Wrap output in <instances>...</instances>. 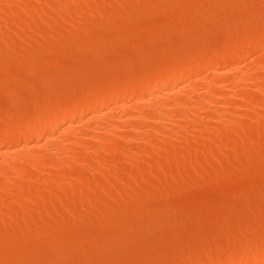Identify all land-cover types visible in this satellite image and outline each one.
<instances>
[{
    "label": "rangeland",
    "instance_id": "374dc122",
    "mask_svg": "<svg viewBox=\"0 0 264 264\" xmlns=\"http://www.w3.org/2000/svg\"><path fill=\"white\" fill-rule=\"evenodd\" d=\"M67 1L69 0H54V2L52 0L50 3L57 5V3L62 4ZM81 1L82 2H80V0H75L78 5L75 4L77 5L76 7L73 6L74 8L69 10L68 13L63 14L55 9L49 11L51 9L48 4L49 0H13V3L9 2V0H3L4 4L9 6V8L8 6L7 8L10 9V11L6 10L7 8L3 2L1 3V6L3 4L4 7L2 6L3 11H0V15L4 18H8L4 19L0 16V21H2L0 24H4L0 26V39L6 43H4L5 45L3 44V46L0 44V47H3V50L0 48V51L2 50L5 56L6 54H11V51H14V55L15 52L18 54L21 53V51L25 53L23 50L28 48L27 46L30 47L32 44L33 46H38L39 44L41 51L45 50V56L47 57L44 61L42 59L41 61H39V59H37L38 61H33L30 56V59L27 56L29 60L25 61V53L23 58H17L23 61L15 60L11 62L12 60H10L11 63L9 64L6 63V60L4 61L6 64L1 62V60L3 61L1 58V126L3 123L5 125V122L14 121V124L12 122H10V124L12 123L11 125L13 126L19 124L18 127H21L20 124H26L27 122L31 123L33 116L36 119L40 117H35V114L44 116L46 112H49L48 110L61 105L63 102L70 104V102L73 103L81 96H86L89 101L95 102L106 93L115 90L123 82L136 81L139 78L152 75L153 73L159 74L165 70H170L172 66L176 65H183L186 67L199 64L213 56L228 52L237 45L236 43H238L241 36L243 37L245 34H250L251 36V38H248V44H244L246 55L242 57L244 58L243 60L231 63L232 65L226 64L227 67H225V71H232L229 72L225 78L232 80L231 78L237 75L246 77L248 74L249 77L252 75L251 77L254 76L253 78H256L261 75L260 78H264V70L260 71L253 64L255 59L264 57L259 47V43L264 37V0H165V2L163 0H113L114 3L111 2V6L109 4H104V7H100V10H97L94 5V3L97 2L96 0H94L92 5L90 3L93 0ZM17 2L23 6L24 4L35 6L37 9L42 7L39 9V16L35 24L37 25L35 28L38 31L34 28H32V32H30L31 29H29V32L27 31L28 29L26 30L27 26L23 24L28 18V20H30V17H27L26 12L21 16L22 6L20 5V10H18L17 6L15 7ZM98 2H101V0H98ZM37 4H40V6ZM46 5L49 10L45 7ZM136 7H138L137 10H132ZM5 11H9L11 15ZM14 11H16V13ZM43 11L48 16L41 15ZM70 12H73L71 13L72 15H70ZM16 17H19L20 20L18 21ZM70 19L71 22H68ZM12 20L13 25H11ZM20 23H22L21 26L17 27ZM14 24H17V26H14ZM51 24L58 28L52 27ZM54 29L57 31L54 32ZM49 35L52 38L57 35V40H60L59 42L56 40L58 44L55 39H53V45L52 43L50 45L48 43V38L50 40ZM67 37L72 43L67 41ZM17 38H20V40L23 39V43L28 42L32 44H22L21 41H18V43ZM12 39L16 42L14 43ZM29 39L34 43L30 42ZM76 39L81 43H78ZM65 41L66 43H70L69 46L68 44L66 45V43L64 44ZM39 42L43 43V45H47L42 47V44ZM4 49L8 52H4ZM28 49H31V47ZM34 50L29 51L34 52ZM34 54L35 53H33L32 56ZM43 56L44 55L41 54V57ZM252 56L255 59L252 58ZM215 65L218 64H214L213 66ZM211 66L212 65L205 66L192 77L180 81V87L178 86L177 89L183 88L184 90L187 89L186 91H190L194 86H209L210 84L213 87L211 83L213 81L211 80L215 77V68ZM222 66L221 64V67ZM246 67L249 69H246ZM260 78L251 81V85L254 87L244 84L241 86H244L245 89H238L239 93H241L243 89L244 92L246 91L245 94L247 96L251 94L250 96L252 98L255 97L254 101L257 99L258 103L262 101L263 104L260 103L261 105L259 104L260 106H257L255 109L257 110L258 108V111L253 110L255 115H257L259 111L261 115H264V110H262L264 109V93L262 94L261 89L259 90L261 94L254 92L255 89H257L256 86H259L261 82L263 83V81H259ZM244 82L248 84L247 79ZM255 83L256 85H253ZM261 85L260 88H264ZM199 91L197 92L201 94ZM160 92V100L168 98L164 91ZM137 93L130 98L131 100L129 102L135 103L151 92L145 90ZM139 95L143 96L140 97ZM250 96H248V98H250ZM229 99L231 100V98L227 96L225 101H230ZM244 101L245 100L242 99L238 106L236 104V112L232 111V114L236 113V115L234 114V120H243L240 124L245 123V127H241L242 125L236 123L237 129L234 127L235 131L233 126L236 124H229L232 126L230 128L227 122L225 123L226 125H222V123H217L218 120H214L216 123L210 122L212 125L214 124L210 127L211 130L212 127L216 125L214 127L216 130L213 129L215 131L213 134V131L209 132L210 129L207 131L208 134L204 133L205 135L207 134L206 136H203V133L198 131L200 129L197 127L189 129L192 131V134L186 129L187 131L185 133H187L188 136L183 135L187 137H185L186 140L182 139L183 136L181 134V138L178 139L179 141L177 143L172 142V145L169 144L170 146L165 145L168 147L163 146L161 150L158 149V152L155 150L151 155H147L149 153H147V151H150V153L153 151L150 145L153 147V142H155L156 139L157 141L162 139V135L157 134V136L152 134L153 132H150L147 136V139L150 141L142 139L141 132L148 128H140L138 130L139 133H134V136L138 135L136 139L132 134L135 140H138L137 138L139 137L141 138V140H138L136 143H134L133 140H131L133 143L127 142V139L125 142L122 140V137H127L131 134L128 129H125L128 133L127 131L121 130L124 135L118 137L121 138L120 141L117 140L116 137H112V135H106L102 130H96L97 136L101 135L102 137L103 135V143L106 142L109 146L107 148L106 144L101 142L106 148V155L104 157L106 161H104L103 165H105L106 162L108 166L101 165L104 168L101 169L103 171L99 169H97L98 171H93L94 168L90 165L93 169L90 171L89 169L91 168L88 167L89 163L101 168L100 164L102 160H99L101 161L100 164L99 161H97L98 165H96L97 163L95 160L101 158L99 155L97 156L96 152H93L95 149L85 151L86 159L83 157V160H85L84 164H82V160L81 163L78 161V163L75 162V165L80 164L79 166L77 165L79 167L77 170L81 174V177L78 176L79 178L72 176L74 173L75 175L79 173L70 171L71 168L69 167L66 169H70V174L64 169L60 171V167L55 169V166L53 168L51 164H60L61 159L58 158V156L55 158L51 156L50 159L52 160L50 161L53 162L48 166H51L52 169H50V167L45 168V172L42 175L43 177L40 175L42 180H39L40 184H38L39 186L43 184L42 187L45 193L42 189H39L40 187L37 185V192L42 191L40 196L39 193L36 192L38 195L35 194V196L37 197L31 196V201H28V199L27 201L25 200V202L20 201V203L18 199L14 197L16 201L13 199L14 202L11 203L10 207L7 206L8 209L4 206L3 208L5 209L2 208L4 211L0 210V234H2V232L13 233L11 232L12 229L8 231L13 225L12 223H14V221L10 220L12 218L15 219V217L17 218L15 219L16 221H18L20 217V219H22L24 217L22 216L24 212L27 213V211H29V218H31V216L35 217V213L37 216V212L41 215L40 217L43 216L40 219L38 216V218L35 217L38 220L36 219L33 223L28 222V225L24 224L21 228L14 224L15 228L17 227L16 232L19 236L16 238L15 235V239L9 242H6L8 240L5 239V242L8 244L2 246V248L0 247V264H209L212 261L211 259L217 257L222 258L225 257V254L228 255L229 253L235 254L238 252V249H241L240 247L243 245L249 246V244L255 246L253 248H256L255 251L257 254L261 253L264 250V136L262 137V132L264 133V118L259 114L261 117L257 118L258 120H252L253 118L250 120L247 119L244 115L247 113L254 114V112H249L248 110V112L245 113L247 105L245 106L244 103L247 104V102ZM192 102L194 103V101ZM121 104L123 103H115L105 109L96 110L95 114L101 119L100 121L98 120V123L101 124L103 122L104 124L102 123L101 126L106 125L107 121H103L102 117L110 110L116 111L119 115H122L123 109ZM115 108H117V110ZM212 108L215 109L213 106L210 107L211 110ZM95 114L94 110L89 111L85 116L82 126L77 129V132L75 131L76 134L74 132L71 134L68 133V138L78 140L79 138L82 139L87 133L95 134L92 128H89L90 124L92 125L97 122L96 119L91 120V117H95ZM102 114L103 116H101ZM208 117L207 113L204 114V112H202L200 114V118H203L202 120H205L204 122H208V119H210ZM247 117H249V114H247ZM246 119L248 121H246ZM167 122L169 121L167 120ZM26 126H28V124ZM154 126L155 124L152 125V127ZM228 126L230 128L228 131L232 129L234 133L232 136L226 129ZM179 127L177 126L175 129L179 131L181 128ZM218 128H224L226 132L222 131V134H220L221 129L218 130ZM182 130L183 127L180 132ZM200 132L202 133L201 135ZM167 133L169 134V131ZM167 133L165 137L163 135L164 138L168 137ZM188 133L193 135L192 137L194 139H192V141L190 140L191 138L188 139ZM225 133H227L229 141L226 139L227 136H224ZM61 134V131L57 133L58 136H61ZM118 134L121 133L118 132ZM196 134L198 135V139L195 137ZM221 135H223L226 140H224ZM132 137L130 136V138ZM229 137L231 138V142ZM108 139L110 144L108 143ZM152 139L155 140L152 141ZM180 139L184 141L182 142ZM111 140L116 142L117 145L120 143L119 147L121 145V147L126 150V154L123 155L125 153L123 152L124 149L118 151L121 147L118 149L114 148L113 145L115 143L113 144ZM162 140L164 142L172 141L170 139V141L168 139H166V141L164 139ZM58 141L59 140L53 141L57 144L56 146L59 145ZM54 143L48 146H50V148L54 147ZM92 144L94 146L97 145V147L101 146V144L98 145L95 141ZM224 144L225 146L229 145L227 147L228 150L224 148ZM126 145L127 147L125 148L124 146ZM232 145L234 147H231ZM238 146H240V149ZM145 147L148 150H146ZM39 148L40 149L37 148L34 151L45 154L43 152L49 149L48 147V149L45 147ZM72 148H74V146ZM75 148L79 147L75 146ZM229 148L231 149L229 150ZM115 149L117 152H122V155H118ZM132 149L135 150L132 151ZM141 150L147 157L142 155L143 153ZM225 152L228 153L227 155L229 157ZM109 154H111L110 157ZM201 154L205 156L204 159L200 156ZM108 157L110 159H107ZM117 157H122V159ZM177 158L180 160V164H182L179 168L175 165V163H178ZM183 159L188 161V163L190 161L191 165L195 164V166H192L193 169H187V166H189L186 164L187 162L184 164L187 166L184 167L183 162L181 163ZM196 159L200 160L197 161H199L201 165L197 164L198 162ZM107 160H110V164ZM191 160H193V162ZM24 166L28 167L26 164ZM175 166L176 169H173ZM72 167L73 170L76 169V167ZM107 167L109 168L106 169ZM46 169L47 171L50 170L49 174L46 172ZM99 171L103 172L101 173L102 176ZM170 171L172 174L174 172V174L171 175ZM62 172L64 173L62 174ZM94 172L99 174L97 175ZM82 173L83 175L85 174L84 177H82ZM175 173L182 174L183 177L178 174V178ZM10 174H8L11 176L10 178L8 175L3 178L0 177V183L3 182V184H5L4 180L8 179L5 182L9 185V189L12 188V191L10 190L11 193H13L15 189L19 190V188L14 189V187H18V185L23 189V185L25 186L27 182L23 180V182L20 183L22 179H18L19 175L15 173H13L14 175ZM169 174L170 176H174L173 178H178V180L174 181L173 178L169 177ZM80 178L86 179L83 181ZM89 178L92 180L90 181ZM58 179L62 180V182ZM87 179L88 181H86ZM168 179L169 181L172 179L174 182L171 180L172 183L170 185ZM11 180L15 182L12 183ZM74 180L76 183L82 180L90 186L87 188L85 184L86 188H84L82 187L83 182H80L77 185L75 184L76 187L73 188L72 185L75 183ZM41 181L44 183H41ZM96 182L100 185L98 186L96 184L97 189L95 187ZM15 183H18L17 186H12ZM107 183H110L111 187ZM163 185H165V189ZM78 186L81 188H78ZM71 187L73 190L76 189V191H73L74 196L70 198L66 193L71 192ZM106 187L109 189L108 191ZM55 188L57 190H55ZM105 188L106 190H104ZM124 190H126L127 193L123 192ZM75 192H78L77 197L78 195L80 197V194L81 196L84 194L85 198H79L80 200L82 198L81 201L77 198L82 205H80L79 201L77 203L79 206L84 207L83 210L81 209L82 207L79 208L77 206L76 199H74L76 195ZM124 193L125 196H123ZM54 194L57 196L62 195L61 201L59 196L60 203L57 199L53 200L55 199L52 197ZM85 194H87L88 200ZM96 194L97 196L95 197ZM71 195L72 194H70V196ZM119 196H121V198H119ZM97 197H99L98 199L101 203H99V201L98 203L96 202ZM102 198L103 201H101ZM85 199L87 200L86 203H82L85 202ZM54 201L56 205L53 207L55 208V206L58 205L56 211L51 210V213L47 212V214L46 211H50V208L54 209L50 207V205H53ZM47 202L50 203L48 204ZM43 205L44 207H42ZM75 209L80 212V216ZM72 211H76L79 217ZM66 212L71 216H68ZM30 214L32 215L30 216ZM25 217L28 218L27 215ZM25 217L24 223L26 222ZM28 221L31 222V219ZM22 222L23 221L19 222V225H21ZM3 226L6 228L5 231L3 230ZM245 253L247 252L245 251Z\"/></svg>",
    "mask_w": 264,
    "mask_h": 264
},
{
    "label": "bare ground",
    "instance_id": "6f19581e",
    "mask_svg": "<svg viewBox=\"0 0 264 264\" xmlns=\"http://www.w3.org/2000/svg\"><path fill=\"white\" fill-rule=\"evenodd\" d=\"M7 1V0H6ZM15 1H17V0H15ZM25 1H27V0H25ZM56 1V0H55ZM66 1V0H65ZM78 1V0H77ZM90 1H92V0H90ZM97 2H95L94 3V0L90 3L91 5H92V3H94V5H95V7L97 8V10H100V7H104V4H109L110 6H111V2H113V0H101V2H98V0H96ZM164 2H165V0H163ZM3 2V0H0V11L3 9L2 8V6H3V4H4V2H3V4H2V6H1V3ZM9 2H11V3H13V0L11 1V0H9ZM36 2V1H35ZM50 2H52V0H49V2H48V4L50 5V10H49V8H48V6L46 5L45 7L49 10V11H52V10H57V11H59V13H61V14H63V13H68L69 12V10H71L72 8H74L73 6H77L78 4L75 2V0H69V1H67V2H65V3H62V4H58L57 3V5L56 4H51ZM53 2H54V0H53ZM61 2H63V1H61ZM80 2H82L81 0H80ZM84 3H86L85 1H83ZM168 2V1H167ZM223 2V1H222ZM6 3V2H5ZM114 3V2H113ZM203 3V2H202ZM228 3V2H227ZM7 4H8V2H7ZM18 2H17V4L15 5V7L17 6V8H18V10H20L19 8H20V5L21 4H19V6H18ZM75 4H77V5H75ZM88 4V3H87ZM150 4V3H149ZM5 5V4H4ZM14 5V4H13ZM13 5H11V6H13ZM37 5H39L40 6V4H37ZM91 5H89V6H91ZM147 5V4H146ZM171 5V4H170ZM235 5V4H234ZM6 6V8H7V6L8 5H5ZM22 7H21V9L23 10H21V16H23L24 14H25V12L27 13V17L29 16L30 17V20H28L27 18V20H26V22L23 24L24 26H27V28H26V30L29 32V29H31V31L30 32H32V28H34L36 31H38L35 27H37V25H35L36 24V22H37V18H38V16H39V9H41L42 7H40L39 9H37L35 6H31V5H25L24 4V6L23 5H21ZM43 6V5H42ZM82 6H84V5H82ZM4 7V6H3ZM44 7V8H45ZM5 8V9H6ZM8 8H9V6H8ZM6 9V10H9L10 11V9ZM78 8V7H77ZM140 8V7H139ZM46 9V10H47ZM82 9V8H81ZM117 9V8H116ZM137 10L138 9V7H136V8H134V9H132V10ZM74 10V9H73ZM79 10V9H78ZM3 11V10H2ZM9 11H5V12H7V13H9ZM86 11H88V10H86ZM95 11H96V9H95ZM4 12V13H5ZM15 13H16V11H14ZM24 12V13H23ZM47 12V11H46ZM84 12V11H83ZM90 12V11H89ZM92 12V11H91ZM93 12H94V10H93ZM98 12V11H97ZM201 12V11H200ZM41 13H42V10H41ZM48 13V12H47ZM71 13H73V12H70V15H72ZM81 13V12H80ZM88 13V12H87ZM96 13V12H95ZM94 13V14H95ZM142 13V12H141ZM10 14V13H9ZM92 14V13H91ZM91 14H89V15H91ZM11 15V14H10ZM16 15V14H15ZM41 15H45V16H48L44 11H43V14H41ZM50 15V14H49ZM1 17H3L2 15H0ZM18 16V15H17ZM4 18V17H3ZM6 18V17H5ZM4 18V19H5ZM8 18V17H7ZM6 18V19H7ZM11 18V17H10ZM17 18V17H16ZM16 18H15V20H16ZM24 18V17H23ZM41 18V17H40ZM63 18H64V16H63ZM4 19H1V20H3V21H5ZM47 19V18H46ZM59 19V18H58ZM17 20L19 21L20 19H19V17L17 18ZM39 20V19H38ZM50 20V19H49ZM108 20V19H107ZM40 21H41V19H40ZM93 21V20H92ZM0 22H2V21H0ZM12 22H13V20L11 21V25H13L12 24ZM53 22V21H52ZM68 22H71V19L70 20H68ZM90 22V21H89ZM96 22V21H95ZM16 23H18V22H16ZM91 23V22H90ZM21 24L22 23H20L18 26H17V24L15 25L14 24V26H17V27H19V26H21ZM71 24V23H70ZM92 24V23H91ZM2 25V23L0 24V26ZM4 25V24H3ZM2 25V26H3ZM52 25V24H51ZM66 25H68V24H66ZM72 27H74L73 25H71ZM6 27V26H5ZM52 27H55L54 25H52ZM52 27H50V28H52ZM21 28H23V27H21ZM55 28H58V27H55ZM33 29V30H34ZM67 29V28H66ZM69 29V28H68ZM94 29V28H93ZM20 30V29H19ZM25 30V29H24ZM55 31H57V30H55L54 29V32ZM69 31V30H68ZM250 31V30H249ZM23 33V32H22ZM50 33V32H49ZM52 33V32H51ZM12 34V33H11ZM20 34V33H19ZM66 34V33H65ZM64 35V34H63ZM53 36V35H52ZM68 36V35H67ZM1 37V36H0ZM6 37V36H5ZM49 37H50V35H49ZM56 37H57V35H56ZM56 37H50V40H49V38H48V43L51 45V43H52V45H53V39H55V41L57 40V38ZM244 37V38H243ZM243 37L241 36V38L239 39V41H240V43H239V41H238V43H236L237 45H235L233 48H231V50H229L228 52H226V53H224V54H220V55H216V56H213V57H211V58H209L208 60H206V61H203V62H201V63H199V64H195V65H191V66H183V65H181V66H178V65H176V66H172V68L170 69V70H168V71H163V72H160L159 74H157V73H153L152 75H147V76H144V77H142V78H139V79H137L136 81H126V82H123V83H121L120 84V86L119 87H117L115 90H113V91H111V92H108V93H106L105 95H103L101 98H99V100H97V101H95V102H91V101H89L88 100V98L86 97V96H81L79 99H77L76 101H74L73 103H71L70 102V104H68V103H65V102H63L61 105H59V106H57V107H55V108H52L51 110H48L49 112H46V114L44 115V116H41L40 114H35V117L37 116H40L39 118H34V116H33V118H32V121H31V123L29 122H27L26 124H20L21 125V127H18V125H11L14 121H8V122H5V125H4V123L2 124V126L0 125V177L1 178H3V177H6L8 174H10V172H11V174L10 175H12L13 173H15V174H17V175H19L18 176V179L20 180V178L22 179V181H20V183L21 182H23V180H24V182L26 181L27 182V184L24 186L23 185V189L18 185V187H14V189L15 188H19V190H14L15 191V193H14V191H13V193H11L10 192V190L12 191V188H10L9 189V185L5 182V181H7L8 179H6V180H4V183L5 184H3V182L2 183H0V210L1 211H4V210H2V208L5 206V207H10V205H11V203L12 202H14V200L16 201V199H18V202L20 203V201H22V202H25V200L27 201L28 199V201H31L30 200V197L31 196H35V194H37V193H39V196H40V194L42 193V191L44 192V190H43V187H42V185H38V184H40L39 183V180H42L41 178H40V175H41V177H43L42 175H43V173L45 172V168L47 167V168H49L50 167V169H52L51 168V166H48L49 164H51L53 161H50V160H52V159H50V157L52 156V157H57L58 156V158H60L61 159V162L60 161H58V162H60V164L58 163H53V164H51L52 166H53V168L55 167V169H57L58 167H60L59 169H60V171L62 170V169H64V170H66L68 173L70 172V171H75V172H77V173H79V171L77 170L79 167V165L78 164H76L75 165V162L76 163H81V160H82V164H84V162H85V160H83V157H85L86 156V153H85V151H89L90 149H95V151H93V152H96V154H97V156L99 155L100 156V158L101 159H98L97 158V160H95V162L97 163L96 165H98V162L97 161H99V160H102V163H101V161H99V164H100V166L101 165H103V163H104V161H106V160H104V159H106V158H104L105 157V151H106V148H105V146L103 145L104 143L106 144V142H104L103 143V140L102 139H104L103 138V135H102V137H101V135H98L97 136V132H96V130H102V131H104V133L106 134V135H112V137H116L117 138V140H121V138H118V137H122L121 135H124V134H122V131L121 130H124V131H127V130H125V129H128V131L131 133L129 136H127V137H122V140L125 142V140L127 139L128 141L127 142H131V143H133V141H134V143H136V142H138V140H141V138L142 139H144V140H149V139H147V136H148V134L150 133V132H153L152 134H154V135H159V134H161L160 136L162 137V139H164L165 141H166V139H170V140H172V141H170V142H168V141H166V142H164L162 139H160V140H162V141H160V140H158L157 141V139H156V141L155 142H153V147H152V145H150V148H152L153 149V151H151V153H150V151H147V155H151V154H153L154 153V151L156 150L157 152H158V149H160L161 150V148L163 147V146H165V145H172L171 143L173 142V143H177L179 140V138H181L180 136H181V134H182V136L183 135H186V136H188L187 135V133H185L187 130L186 129H192V128H198V129H200V130H198V131H201L202 133H203V136L205 135L204 133H207V131L209 130V132L211 131H213L212 132V134L215 132L213 129H215L216 130V128H214V127H212V130H211V126H213L212 125V123H210V122H213V123H216V121H217V123H222V125H226L225 123L227 122L228 124L227 125H229V124H231V125H234V124H240V122L242 123L243 122V120L242 121H237V119H235L234 120V116L236 115V113H234V112H236L235 111V109H236V107L238 106V104L240 103V101H242V99H244L246 102H247V104L246 103H244L245 104V106H246V108H245V113L246 112H248V110H249V112L250 111H253V110H255L256 109V107L258 106H260L261 104H263L262 103V101L260 102V103H258L257 102V99H256V101H254L255 99V97L254 98H252L250 95L251 94H249L248 96H250V98H248V96L245 94L246 93V91L244 92V90L243 89H245L244 88V86H241V85H244V84H246V85H249V86H252L251 85V81L252 80H254L255 81V79H257L258 80V78H260V76H257L256 78H253V77H249V74H248V76H238L237 74V76L236 77H232L231 79L232 80H230V79H228V78H225V76L226 75H228V73L229 72H231V71H225V67H227V65L226 64H231V63H235V62H238V61H240V60H243L244 58H242V57H244L246 54H245V46H244V44H248V38H251V36H250V34H245V36L243 35ZM247 37V38H246ZM8 38V37H7ZM26 38H28V37H26ZM31 39V38H30ZM29 39V40H30ZM43 39V38H42ZM81 39V38H80ZM79 39V40H80ZM0 40H2V39H0ZM13 40V42L15 43L16 41H14V39H12ZM23 39H21L20 40V38H17V42L18 41H21L22 42V44H32V43H28V42H26V43H23L24 41H22ZM77 41H78V39H76ZM7 41V40H6ZM58 42L60 41L59 39L57 40ZM56 41V43L58 44V42ZM67 41H69L70 43H72V41H70L69 39H68V37H67ZM250 41V40H249ZM1 43L0 44H2L1 46H3V44L5 43V41H0ZM11 42V41H10ZM30 42H33L32 40H30ZM38 42V41H37ZM63 42V41H62ZM251 42V41H250ZM8 43V42H7ZM12 43V42H11ZM19 43V42H18ZM17 43V44H18ZM34 43V42H33ZM40 43V42H39ZM55 43V44H56ZM61 43V42H60ZM66 43V41L64 42V44ZM70 43H66V45L68 44V46H69V44ZM78 43H81L80 41H78ZM6 44V43H5ZM4 44V45H5ZM22 44H21V46H22ZM35 44H37V43H35ZM40 44H42V47H45L46 45L44 44L43 45V43H40ZM48 44V45H49ZM75 44H77V43H75ZM10 45V44H9ZM65 45V46H66ZM72 45V44H71ZM78 45V44H77ZM24 46H27V45H24ZM23 46V47H24ZM54 46H57V45H54ZM79 46H80V44H79ZM11 47H13V46H11ZM22 47V48H23ZM28 48H30L31 47V49H28V48H26V47H24V48H26V49H21V50H23V51H25V53H26V60L25 61H28L29 59H30V57H31V60H33V61H35V60H37V59H39V61H41V59L44 61L45 59H47V57L45 56V50L44 51H41V47H39V44H38V46H33V44L32 45H30V47L29 46H27ZM37 47V48H36ZM77 47V46H76ZM259 47H260V49H261V51L263 52V54H264V37L261 39V41H260V43H259ZM1 48V47H0ZM16 48V47H15ZM39 48H40V50H39ZM51 48V47H50ZM2 50H3V47L1 48ZM28 49V50H27ZM35 49V50H34ZM258 49V48H257ZM0 51V60H1V58L3 59V61L1 60V62H4L5 60H6V63L7 64H9V63H11V62H14L15 60H18L17 58L19 57V58H23V56H24V52H22L21 51V53H14V55H16V56H14L13 55V52L14 51H11V54L9 53V54H6L8 51H6L5 49H4V52H6L5 54H6V56L4 55V53H3V51ZM12 50V49H11ZM31 50H34V52H30ZM39 50V51H38ZM144 50V49H143ZM51 51V50H50ZM260 51V52H261ZM47 52V51H46ZM33 53H35L34 55H38L39 53V55H38V58H37V55L36 56H32V54ZM31 54V55H30ZM41 54H43L44 56L43 57H41ZM48 54H50V53H48ZM125 55V54H124ZM249 55V54H248ZM260 55V54H259ZM5 56V57H4ZM27 56H28V58L29 59H27ZM30 56V57H29ZM41 58H40V57ZM32 57H33V59H32ZM5 58V59H4ZM9 58H12V59H9ZM242 58V59H241ZM247 58V57H246ZM252 58H254L253 56H252ZM9 59V60H8ZM111 59V58H110ZM251 59V58H250ZM255 59V58H254ZM10 60H12L11 62H10ZM18 61H23V60H18ZM38 61V60H37ZM252 61H254V60H252ZM5 63V62H4ZM5 63V64H6ZM214 64H218V65H215V66H213ZM221 64L223 65L222 67H221ZM238 64V63H237ZM249 64V63H248ZM260 71L261 70H264V57H262V58H258V59H255V61H254V63H253ZM208 65H212L211 67H214L215 68V71H214V73H215V77H213L214 79L213 80H211V81H213V82H211L212 83V85H213V87H215V88H213L212 86H211V84L209 85V86H206V85H202V86H194L190 91H186V90H184L183 88L182 89H177V87L179 86V82L180 81H182L183 79H186V78H189V77H192L193 75H195L200 69H202V68H204L205 66H208ZM232 65V64H231ZM254 66V67H255ZM256 67H255V69H256ZM235 68V67H234ZM248 67H246V69H247ZM87 69V68H86ZM243 69V68H242ZM245 69V68H244ZM249 69V68H248ZM254 69V68H253ZM228 70V69H227ZM230 70V69H229ZM209 71V70H208ZM244 71V70H243ZM213 72V71H212ZM240 72V71H239ZM264 72V71H263ZM251 73V72H250ZM260 73V72H259ZM213 74V73H212ZM262 74V73H261ZM241 75V74H240ZM259 75V74H258ZM264 75V74H263ZM212 76V75H211ZM214 76V75H213ZM256 76V75H255ZM195 77V76H194ZM210 77V76H209ZM248 80V84L247 83H245L244 81L246 80V79ZM26 79V78H25ZM30 79V78H29ZM203 79V78H202ZM206 79V78H205ZM212 79V78H211ZM257 80H256V82H257ZM190 81V80H189ZM197 81H199V80H197ZM202 81V80H201ZM204 81V80H203ZM209 81H210V79H209ZM259 81H263V83H262V85H261V83H259L262 87H264V78L262 79V78H260V80ZM189 85H191V84H189ZM195 85H197V84H195ZM215 85V86H214ZM216 85H217V88H216ZM246 85H245V87H246ZM253 85H256V83L255 84H253ZM257 85H258V83H257ZM260 85L259 86H256V88L258 89H255V91L254 92H258L259 93V90L261 89L262 90V94L264 93V88H260ZM183 86V85H182ZM241 86V87H240ZM180 87V86H179ZM252 87H254V86H252ZM241 89V88H243L240 92L241 93H239L238 92V89ZM145 90H148V91H150L151 93H149V94H146L145 96H141V95H139L140 97H142V98H140V100L139 101H137V102H135V103H132V102H129L131 99V97H133V95L134 94H136L137 92H140V91H145ZM199 90H201V91H199ZM160 91H164L165 92V94H167V96H168V98H166V96H165V98L167 99H164L163 98V100H166V101H163L162 99L160 100V95H161V92ZM197 91H199L201 94H199ZM249 92V91H248ZM144 93V92H143ZM80 94V93H79ZM138 94V93H137ZM140 94V93H139ZM259 94H261V91H260V93ZM53 95V94H52ZM84 95H86V94H84ZM230 95V96H229ZM26 96V95H25ZM80 96V95H79ZM138 96V95H137ZM136 96V97H137ZM228 96V98H231V100L230 101H225V99H226V97ZM264 96V95H263ZM257 97V96H256ZM260 97V96H259ZM77 98V97H76ZM138 98V97H137ZM252 98V99H251ZM258 98V97H257ZM264 98V97H263ZM48 99V98H47ZM55 99V98H54ZM259 99V98H258ZM135 100V99H134ZM60 101V100H59ZM93 101V100H92ZM133 101V100H132ZM192 101H194V103L192 102ZM259 101V100H258ZM120 102H122L123 104H121L122 105V109H123V114L122 115H119L116 111H113V110H110L108 113H106L104 116H103V114L101 115V116H103L102 118H103V121H107L106 122V125L105 126H101V124L103 123H101V124H99L98 123V120L100 121L101 119H99L98 117H97V114H95V112H96V110H100V109H105L106 107H110L111 105H113V104H115V103H119L120 104ZM192 102V103H191ZM65 103V104H64ZM66 104H68V105H66ZM192 104H194V105H192ZM236 104H237V106H236ZM244 104H243V106H244ZM260 104V105H259ZM53 106V105H52ZM115 106V105H114ZM215 107V109L214 108H212V110L210 109V107ZM244 106V107H245ZM6 107V106H5ZM117 107V106H116ZM111 108H113V107H111ZM110 108V109H111ZM116 110H117V108H115ZM238 109V108H237ZM33 110V109H32ZM92 110H94V114H95V117H91V120H93V119H96L97 120V122L93 125H91L90 123H88V124H90V127L89 128H92V130L95 132V134H85L84 135V137L81 139V138H79L78 140H72L71 138H68V133L69 134H71V133H75L76 134V132H77V129H79L81 126H82V123H83V121H84V119H85V116L87 115V113L89 112V111H92ZM262 110H264V109H262ZM105 111V110H104ZM232 111H234L233 113L235 114H232ZM255 111H258V108H257V110H255ZM202 112H204V114L205 113H207L208 114V118H210V119H208V122L206 121V122H204L202 119L204 118V116H203V118H200V114L202 113ZM254 112V111H253ZM263 112V111H262ZM29 113V112H28ZM242 113V112H241ZM244 113V114H245ZM258 114L257 115H255V112H254V114L253 113H247V114H249V117H247V114H245L244 116H246V118L247 119H252V120H258L257 118H260L261 116H262V118H264L263 116L264 115H261L260 113V111L259 112H257ZM89 114H91V113H89ZM88 114V115H89ZM261 116H260V115ZM190 115V116H189ZM233 117H232V116ZM258 115H259V117H258ZM27 116V115H26ZM93 116V115H92ZM244 116H242V117H244ZM255 116V117H254ZM257 116V117H256ZM88 117V116H87ZM100 117V116H99ZM191 117V118H190ZM206 117V116H205ZM251 117V118H250ZM89 118V117H88ZM245 118V117H244ZM243 118V119H244ZM34 119H36V120H34ZM246 119V121H248ZM33 120H34V122H33ZM167 120L169 121V122H167ZM214 120H216V121H214ZM5 121V120H4ZM88 121V120H87ZM109 121H111V122H109ZM10 122H12L11 124H10ZM90 122V121H89ZM264 122V121H263ZM19 123V122H18ZM110 123V124H109ZM224 123V124H223ZM247 123V122H246ZM249 123H250V121H249ZM14 124V123H13ZM28 124V126H26ZM30 124H31V126H30ZM87 124V123H86ZM104 124V123H103ZM108 124V125H107ZM153 124H155V128L154 127H152V125ZM211 124V125H210ZM237 124L236 125H234L233 126V128L234 127H236V129H237ZM245 123H243V124H240V125H242L241 127H245V125H244ZM11 125V126H10ZM179 125H180V127H179ZM231 125H229L230 126V128L232 127ZM249 125V124H248ZM86 126V125H85ZM158 126V127H157ZM178 126L179 128H180V130L182 129V127H183V132L181 131L180 132V130L179 131H177V129H175L176 127ZM193 126V127H192ZM195 126V127H194ZM229 126H228V128H226L227 129V131H228V129H230L229 128ZM264 126V125H263ZM14 127V128H13ZM18 127V128H17ZM87 127V126H86ZM190 127V128H189ZM238 127H240V126H238ZM253 127V126H252ZM16 128V129H15ZM140 128H148V129H146V130H144V131H142L141 132V138L139 139V138H137L138 140H135L136 139V137L138 136H134V133L135 134H137V133H139L138 132V130L140 129ZM225 128V127H224ZM221 129V132H220V134H222V131H225L226 132V129ZM143 129H141V130H143ZM219 128H218V130H220ZM239 129H241V128H239ZM255 129H256V127H255ZM83 130V129H82ZM89 130V129H88ZM140 130V131H141ZM152 130V131H151ZM168 132L169 131V134L166 132V131ZM234 130H235V128H234ZM61 131V136H58L57 135V133L58 132H60ZM76 131V132H75ZM91 131V130H90ZM121 131V132H120ZM128 131H127V133H128ZM165 131V132H164ZM195 131V130H194ZM231 131H232V129H231ZM231 131H228V133L229 134H231V136H232V134H234L233 133V131L231 132ZM236 131V130H235ZM234 131V132H235ZM260 131V130H259ZM87 132V131H86ZM92 132V131H91ZM93 132V133H94ZM98 132H101V131H98ZM118 132L119 133H121V134H118ZM190 134H192L191 132V130H189L188 131ZM200 132V135L202 134ZM217 132V131H216ZM231 132V133H230ZM242 132V131H241ZM156 133V134H155ZM166 133L168 134V137H166V138H164L165 136H166ZM185 133V134H184ZM188 133V134H189ZM218 133H219V131H218ZM239 133V132H238ZM250 133V132H249ZM74 134V135H75ZM78 134H80V133H78ZM98 134H102V133H98ZM132 134H133V136L135 137V139H133V137H132ZM189 134V138L188 139H190L191 141H192V139H194L192 136L193 135H190ZM208 134V133H207ZM206 134V135H207ZM217 134V133H216ZM215 134V135H216ZM73 135V136H74ZM105 135V136H106ZM157 135V136H158ZM163 135H164V137H163ZM199 135V136H200ZM205 135V136H206ZM227 136V133H225L224 134V136ZM73 136H71V137H73ZM130 136L132 137V138H130ZM156 136V137H157ZM186 136H183V138L182 139H184V140H186L185 139V137ZM221 136H223V135H221ZM220 136V137H221ZM224 136H223V138H224ZM264 136V133L262 132V137ZM128 137H129V139H128ZM195 137H197V139H198V135L196 134L195 135ZM209 137V136H208ZM211 137H212V135H211ZM234 137V136H233ZM75 138V137H74ZM124 138V139H123ZM152 138V137H151ZM187 138V137H186ZM230 138V137H229ZM237 138V137H236ZM71 139V140H70ZM112 139V138H111ZM226 139L229 141V139H228V136L226 137ZM225 138H224V140H226ZM238 139V138H237ZM243 139V138H242ZM57 140H59L58 142H59V145L58 146H56L57 144L56 143H54L53 141H57ZM102 140V141H101ZM116 140V139H115ZM131 140H133V141H131ZM155 139H152V141H154ZM181 140V139H180ZM183 140V141H184ZM220 140V139H219ZM218 140V141H219ZM223 140V141H224ZM248 140V139H247ZM246 140V141H247ZM95 141L96 143H98V145H100L101 144V146H99V147H97V145L96 146H94L92 143ZM108 141H109V139H108ZM150 141V140H149ZM148 141V142H149ZM182 141V140H181ZM182 141V142H183ZM202 141V140H201ZM233 141V140H232ZM103 144H102V143ZM111 142L115 145H113V147L114 148H116V149H118V148H120L121 147V145H120V147H119V144L117 145L116 144V142H114V141H112L111 140ZM187 142V141H186ZM197 142V141H196ZM230 142H231V138H230ZM234 142V141H233ZM51 143H54L55 145H54V147H51L50 148V146H48V145H53V144H51ZM109 144H110V141L108 142ZM150 143V142H149ZM187 143H190L189 141L187 142ZM193 143V142H192ZM217 143V142H216ZM247 143V142H246ZM256 143V142H255ZM74 144V145H73ZM95 144V143H94ZM139 144V143H138ZM147 144V143H146ZM199 144H200V142H199ZM74 146V148H72L73 146ZM103 145V146H102ZM169 145V146H170ZM194 145H196V144H194ZM204 145V144H203ZM244 145V144H243ZM72 146V147H71ZM75 146L77 147H79V148H75ZM149 146V145H148ZM176 146V145H175ZM177 146H180V145H177ZM220 146H221V144H220ZM224 146H225V144H224ZM229 145H227V146H225L224 148L225 149H227V147H228ZM246 146V145H245ZM39 147H45V148H47L48 150H46L45 152H43V153H45V154H42V152H39V151H34L35 149H40ZM97 147V148H96ZM106 147L108 148L109 146L106 144ZM125 148L127 147V145L126 146H124ZM129 147V146H128ZM165 147H168V146H165ZM213 147V146H212ZM223 147V146H222ZM221 147V148H222ZM231 147H234L233 145L231 146ZM239 147V149H240V146H238ZM264 147V146H263ZM140 148H142V147H140ZM237 148V147H236ZM78 149H79V151H78ZM113 149V148H112ZM116 149H115V151H116ZM122 149H124V148H122L121 147V149L120 150H118V151H122ZM145 149H146V147H145ZM231 148H229V150H230ZM74 150H77V151H74ZM111 150V149H110ZM109 150V151H110ZM133 150H135V149H132V151ZM137 150V149H136ZM146 150H148V149H146ZM201 150V149H200ZM206 150V149H205ZM209 150V149H208ZM223 150V149H222ZM228 150V149H227ZM108 151V152H109ZM126 150L124 149L123 150V152H125ZM145 151V150H144ZM39 152V153H38ZM47 152V153H46ZM141 152L143 153V151L141 150ZM202 152V151H201ZM231 152V151H230ZM233 152H234V150H233ZM240 152V151H239ZM110 153V152H109ZM116 153H118V155L119 154H121L122 155V152H117L116 151ZM204 153H207V152H204ZM226 153V155L228 154L227 152H225ZM38 154V155H37ZM39 154H42V155H39ZM108 154V153H107ZM126 154V152L123 154V155H125ZM210 154H211V152H210ZM215 154H216V152H215ZM110 155L111 154H109V157H110ZM113 155V154H112ZM129 155H131V154H129ZM142 155H145L144 153L142 154ZM155 155V154H154ZM207 155V154H206ZM259 155V154H258ZM133 156V155H132ZM146 156V155H145ZM156 156V155H155ZM200 156H202L203 157V159H204V157L205 156H203V154H201ZM228 156V155H227ZM107 158V159H110V158ZM147 157V156H146ZM174 157V156H173ZM211 157H212V155H211ZM216 157V156H215ZM229 157V156H228ZM251 157V156H250ZM92 158V157H91ZM117 158H119V157H117ZM116 158V159H117ZM124 158V157H123ZM134 158V157H133ZM148 158H150V157H148ZM180 158V157H179ZM218 158V157H217ZM255 158V157H254ZM57 159V158H56ZM64 161H63V160ZM84 159H86V157L84 158ZM119 159H122V157H120ZM152 159V158H151ZM182 159V158H181ZM187 159V158H186ZM190 159V158H189ZM214 159V158H213ZM219 159V158H218ZM253 159V158H252ZM47 160H49V161H47ZM115 160V159H114ZM114 160H113V162H114ZM128 160V159H127ZM135 160V159H134ZM156 160V159H155ZM177 160H178V163L176 164L175 163V165L177 166V168H179V167H181L182 166V164H180V160L177 158ZM176 160V161H177ZM197 160H199V159H196V161ZM259 160V159H258ZM257 160V161H258ZM262 160V159H261ZM261 160H260V162H261ZM78 161V162H77ZM88 161V160H87ZM86 161V162H87ZM110 160H107V162H109ZM118 161V160H117ZM126 161V160H125ZM142 161V160H141ZM192 162H193V160H191ZM200 161V160H199ZM199 161H197L198 163L197 164H200L199 163ZM203 161V160H202ZM204 161H206V160H204ZM214 161V160H213ZM256 161V160H255ZM55 162V161H54ZM74 162V163H73ZM148 162H152V161H148ZM154 162V161H153ZM152 162V163H153ZM183 162V165L185 164V162H187L186 164H188L189 166H187V165H184V167L185 166H187L188 168V170H191V169H193L192 168V166H195V164L194 165H191V163H190V161H189V163H188V161H185L184 159H183V161L181 160V163ZM217 162V161H216ZM254 162V161H253ZM88 163H89V161H88ZM112 163V162H111ZM115 163H118V162H115ZM121 163H123V162H121ZM127 163H129V162H127ZM144 163V162H143ZM151 163V164H152ZM255 163V162H254ZM26 164V166H28V167H25L24 165ZM72 164V165H71ZM81 164V165H82ZM95 164V163H94ZM109 164H110V162H109ZM114 164V163H113ZM193 164V163H192ZM259 164V163H258ZM262 164V163H261ZM47 165V166H46ZM78 165V166H77ZM90 165L94 168V170L92 169V167H90ZM105 165L106 166H108V164H106V162H105ZM105 165H103V166H105ZM124 165V164H123ZM122 165V166H123ZM153 165V164H152ZM201 165V164H200ZM72 166H74V168L76 167V169H72L73 167ZM85 166V165H84ZM103 166H101V168H99V166L98 167H96V166H93L91 163H89V166L88 167H90L91 169H89L90 171H98L97 169H99L100 171H103V170H101V169H104L103 168ZM110 166V165H109ZM134 166V165H133ZM176 166H175V168H173V167H171V168H173V169H176ZM249 166H250V164H249ZM71 168V170L70 169H66V168ZM81 167V166H80ZM96 167V168H95ZM111 167H113V166H111ZM147 167V166H146ZM242 167V166H241ZM246 167V166H245ZM83 168V167H82ZM109 167H107L106 169H108ZM123 168V167H122ZM147 168H150L149 166L147 167ZM191 168V169H190ZM247 168V167H246ZM248 168H250V167H248ZM31 169V170H30ZM96 169V170H95ZM172 169V170H173ZM180 169H182V168H180ZM196 169V168H195ZM205 169V168H204ZM49 170V169H48ZM70 170V171H69ZM84 170V169H83ZM88 170V171H89ZM250 170V169H249ZM99 171V172H100ZM182 171V170H181ZM36 172V173H35ZM46 172H48V174H49V172H50V170L49 171H47V169H46ZM52 172V171H51ZM59 172V171H58ZM73 172H71V173H73ZM84 172V171H83ZM148 172V171H147ZM193 172V171H192ZM64 172H62V174H63ZM95 173V172H94ZM101 173H103V172H100V175L102 176V174ZM146 173V172H145ZM149 173V172H148ZM179 173H180V170H179ZM178 173V174H179ZM199 173V172H198ZM240 173V172H239ZM51 174V173H50ZM70 174V173H69ZM95 174H99V173H95ZM104 174H107V173H104ZM170 174L171 175H173L174 174V172H173V174L171 173V171H170ZM170 174H169V177H171V178H173L174 176H170ZM175 174H177V173H175ZM178 174H177V177L179 178V176H182V174L180 175L179 174V176H178ZM249 174H250V172H249ZM14 175V174H13ZM45 175V174H44ZM150 175V174H149ZM199 175V174H198ZM9 176V175H8ZM71 176V175H70ZM69 176V177H70ZM72 176H76V177H81V174L79 173V174H76L75 175V173H74V175L72 174ZM85 176V174L83 175V173H82V177H84ZM107 176V175H106ZM130 176V175H129ZM150 176H152V175H150ZM200 176V175H199ZM247 176V175H246ZM250 176V175H249ZM11 176H9V178H10ZM15 177V176H14ZM62 177V176H61ZM78 177V178H79ZM99 177V176H98ZM126 177H128V176H126ZM183 177V176H182ZM202 177V176H201ZM75 178V177H74ZM102 178V177H101ZM113 178V177H112ZM178 178L176 179V177L175 178H173V180L175 181V180H178ZM45 179V178H44ZM66 179H69V178H66ZM80 179H82L83 181H85V179L86 178H80ZM90 179V178H89ZM104 179V178H103ZM131 179V178H130ZM2 180V181H3ZM13 180H15V179H13ZM58 180H60V179H58ZM77 180V179H76ZM78 181L79 183L81 182H83V181ZM92 179H90V181H91ZM102 180V179H101ZM115 180V179H114ZM140 180H141V178H140ZM172 180V179H171ZM169 181V179H168V183H170V185H171V183H172V181ZM192 180V179H191ZM12 181V180H11ZM17 181V180H16ZM51 181V180H50ZM61 182H62V180H60ZM70 181V180H69ZM72 181V180H71ZM75 181V180H74ZM86 181H88V179L86 180ZM89 181V182H90ZM116 181V180H115ZM173 181V182H174ZM10 182V181H9ZM15 181H12V183H14ZM88 182V183H89ZM118 182H119V180H118ZM135 182V181H134ZM41 183H44L43 181H41ZM57 183V182H56ZM60 183V182H59ZM79 183H76V181H75V183H74V185H72L73 186V188H75L76 186H75V184L77 185V184H79ZM98 182H96L95 183V187H96V189H97V185L99 184H97ZM104 183V182H103ZM105 183H106V181H105ZM111 183H113V182H111ZM10 184H11V182H10ZM16 184V185H15ZM14 185H12V186H17V184L18 183H15ZM23 184V183H22ZM46 184V183H45ZM68 184V183H67ZM71 184H73V183H71ZM87 185V183L86 182H83V186L82 187H84V188H86L85 186ZM97 184V185H96ZM108 184V183H107ZM37 185H38V187H40L39 189H42V191H39V192H37L38 191V187H37ZM56 185V184H55ZM105 185V184H104ZM110 187H111V185H110V183L108 184ZM115 185V184H114ZM120 185H121V183H120ZM122 185H123V183H122ZM11 186V187H12ZM90 185L88 184L87 185V188L89 187ZM98 186H100V185H98ZM126 186V185H125ZM164 186V189H165V185H163ZM162 186V187H163ZM48 187H49V185H48ZM55 187V186H54ZM92 187V186H91ZM102 187V186H101ZM105 187V186H104ZM109 187V188H110ZM50 188V187H49ZM60 188V187H59ZM73 188L71 187V192H68V193H66V194H68L67 196L68 197H73L74 195H73V191H76V189H74L73 190ZM78 188H81L80 186H78ZM107 188V187H106ZM106 188L104 189V190H106ZM127 188V187H126ZM159 188V187H158ZM180 188V187H179ZM103 189V188H102ZM132 189V188H131ZM49 190H52V189H49ZM55 190H57L56 188H55ZM54 190V191H55ZM59 190V189H58ZM61 190V189H60ZM68 190V189H67ZM66 190V191H67ZM86 190V189H85ZM109 189L107 188V191H108ZM110 190H112V189H110ZM122 190V189H121ZM21 191V192H20ZM77 191H78V189H77ZM79 191H80V193H81V190L79 189ZM82 191H84V190H82ZM119 191V190H118ZM153 191H155V190H153ZM37 192V193H36ZM48 192V191H47ZM55 192H57V191H55ZM123 192H125V193H127V191L126 190H124ZM45 193V192H44ZM62 193V192H61ZM77 193L78 192H75V197H74V199H76L75 201H76V203L80 200L79 198L80 197H84V194L81 196V194H80V197H79V195H78V197H77ZM125 193H124V195L123 196H125ZM12 194H13V196H12ZM14 194H16V195H14ZM59 194V193H58ZM70 194H72L71 196H70ZM120 194V193H119ZM38 195V194H37ZM55 195V194H54ZM52 196V197H54L55 199H53V200H56L57 199V201L60 203V201H61V199H62V195L60 196V195H55V196ZM64 195V194H63ZM87 194H85V196H86ZM118 195V194H117ZM121 195V194H120ZM17 196H19V197H17ZM59 196H60V201H59ZM97 196V194L95 195V197ZM99 196H100V193H99ZM14 197H16V199L14 198ZM35 197H37V196H35ZM48 197L50 198V196L48 195ZM65 197V196H64ZM91 197V196H90ZM89 197V198H90ZM107 197V196H106ZM49 198H47V199H49ZM67 198V197H66ZM77 198L79 199V200H77ZM85 198V197H84ZM84 198H83V201H84ZM99 197H97V203H98V201H99V199H98ZM119 198H121V196H119ZM14 199V200H13ZM32 199V198H31ZM51 199V200H52ZM73 199V198H72ZM86 199L88 200V196H86ZM85 199V202H82V203H86V200ZM101 199V198H100ZM33 200V199H32ZM52 200V201H53ZM81 200H82V198H81ZM80 200V201H81ZM35 201V200H34ZM56 201V202H57ZM74 201V200H73ZM80 201H79V203H80ZM101 201H103V198H102V200ZM258 201V200H257ZM21 202V203H22ZM51 202V201H50ZM50 202H47L48 204L50 203ZM39 203H40V201H39ZM53 203V202H52ZM95 203V202H94ZM99 203H101L100 201H99ZM29 204H31V203H29ZM58 204V203H57ZM78 204V203H77ZM87 204H88V202H87ZM86 204V205H87ZM103 204V203H102ZM27 205V204H26ZM32 205V204H31ZM35 205V204H34ZM34 205H33V207H34ZM54 205H56V203H55V201H54V203H53V205L51 206L50 205V207H53ZM80 205H82L81 203H80ZM12 206H13V204H12ZM58 206V205H57ZM57 206H55V208L54 209H51L50 208V211H46V213L47 212H49V213H51V210H55L56 211V208H57ZM71 206V205H70ZM79 208L80 207H82V206H79V204L77 205ZM99 206V205H98ZM8 207H7V209H8ZM40 207V206H39ZM42 207H44V205L42 206ZM48 207H49V205H48ZM60 207V206H59ZM78 207H77V209H78ZM25 208V207H24ZM38 208V207H37ZM83 208L84 207H82L81 209L83 210ZM3 209H5V208H3ZM77 209H75V210H77ZM103 209H105V208H103ZM36 210V209H35ZM8 211V210H7ZM6 211V212H7ZM81 211V210H80ZM89 211V210H88ZM34 212V211H33ZM32 212V213H33ZM42 212V211H41ZM53 212V211H52ZM72 212H74V214L77 216L78 214H79V216H80V212H78V210H77V212H78V214H76V211H72ZM23 213V212H22ZM35 213V212H34ZM55 213V212H54ZM67 213V212H66ZM125 213V212H124ZM29 211H27V213H25L24 212V214L22 215V216H28V218H26L25 220H26V222L24 223V217L22 218V219H20V218H18L19 220L18 221H16L15 219H17L16 217H15V219H11L10 221H14V223H12L11 225V228L10 227H7V228H10V229H8V231L9 230H11L12 229V231L11 232H16V230H17V227L19 226V228H21L22 227V225H24V224H29V223H33V221H36V219L39 217V219L40 218H42V217H40L41 215L39 214V212H37V216H36V213H35V217H37V218H35L34 216H31L32 214H30V216H31V218H29ZM39 214V215H38ZM45 214V213H44ZM48 214V213H47ZM73 214V213H72ZM21 215V214H20ZM43 215V214H42ZM67 215H68V213H67ZM15 216H17V215H15ZM45 216V215H44ZM68 216H71V215H68ZM79 216H77V217H79ZM6 217V216H5ZM9 217V216H8ZM1 218V217H0ZM10 218V217H9ZM34 220H33V219ZM4 219V218H3ZM29 219H31V222L30 221H28ZM38 220V219H37ZM7 221V220H6ZM15 221H16V223H15ZM21 221H23L22 223H21V225H19L20 223L19 222H21ZM29 222V223H28ZM2 223V222H1ZM11 223V222H10ZM18 223V224H17ZM14 224H15V226L17 225V227L15 228V226H14ZM8 225H9V223H8ZM1 227H2V225H1ZM5 227L3 226V230L5 231L6 230V228L4 229ZM170 232V231H169ZM5 232H2V234H3V236H2V234H0V237L2 238V240H1V238H0V247L2 248V246H4V245H7L8 243H6V242H9L10 240H14L15 239V235H16V238L19 236L18 234H17V232L16 233H14V235H13V233H10V232H6L5 234H4ZM10 233V234H9ZM10 235H12V236H10ZM6 236V237H5ZM5 237V238H4ZM9 238H11V239H9ZM51 238V237H50ZM170 238V237H169ZM4 239V240H3ZM8 240V241H6V240ZM227 239V238H226ZM6 241V242H5ZM4 242V243H3ZM130 244V243H129ZM238 246V245H237ZM249 246H251V247H249ZM249 246H247V245H243L242 247H240L241 249H238V252L237 253H235V252H233V253H235V254H225V257H217V258H215V259H211L212 261L209 263V264H264V250L261 252V253H258L257 254V252L255 251L256 250V248H253V247H255L254 245H250L249 244ZM244 247H246V248H244ZM0 248V249H1ZM211 248V247H210ZM217 249V248H216ZM247 252V253H245V251ZM210 252V251H209ZM213 252V251H212ZM219 252V251H218ZM243 252V253H242ZM232 253V252H231ZM245 253V254H244ZM213 255V254H212ZM227 255V256H226ZM214 256H216V255H214ZM206 257V256H205ZM218 258H220V259H218ZM204 259V258H203ZM218 259V260H217ZM42 260H44V259H42ZM214 260V261H213Z\"/></svg>",
    "mask_w": 264,
    "mask_h": 264
}]
</instances>
